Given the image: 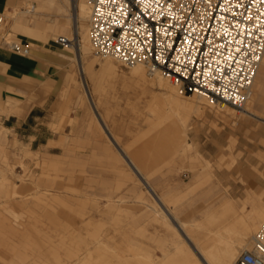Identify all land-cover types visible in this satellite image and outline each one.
Segmentation results:
<instances>
[{
	"label": "rangeland",
	"instance_id": "374dc122",
	"mask_svg": "<svg viewBox=\"0 0 264 264\" xmlns=\"http://www.w3.org/2000/svg\"><path fill=\"white\" fill-rule=\"evenodd\" d=\"M3 1L13 11L0 9V222L7 217L23 233L0 225V264L54 263L34 242V233L25 231L27 223L55 241L45 246L60 254L57 264H182L183 256L176 250L181 229L172 225V216L182 220L197 247L210 249L233 241L228 232L215 234L228 220L210 217L228 199L239 210L248 196H264V89L253 99L252 84L248 113L233 106L220 108L207 98L188 99L199 102L201 110L182 111L185 141L194 146L183 150L179 141L176 149L175 140L183 133L173 111L161 121L166 105L154 75L144 67V80L137 85L130 78L131 66L112 56L94 55L88 15L78 22L79 37L87 44L78 62L76 50L56 41L58 35L71 36L72 7L66 33L49 30L44 39L12 23L30 4L43 11L34 18L46 24L65 21L55 16V7L40 9L39 0ZM20 14L33 25V12ZM12 41L29 45V53L12 51L6 45ZM10 57L23 63L11 62ZM109 60L116 62L115 71L102 68ZM84 65L90 67L85 74L80 72ZM169 93L174 99L194 94L181 95L174 85ZM103 123L119 145L134 154L148 183L132 172ZM196 154L209 165L204 168ZM205 172L212 176L206 178ZM263 220L242 230L246 242H234L239 246L237 257L252 248V236ZM210 234L217 239L213 245ZM179 246L188 250L191 264H201L192 243Z\"/></svg>",
	"mask_w": 264,
	"mask_h": 264
},
{
	"label": "built area",
	"instance_id": "2783aa9c",
	"mask_svg": "<svg viewBox=\"0 0 264 264\" xmlns=\"http://www.w3.org/2000/svg\"><path fill=\"white\" fill-rule=\"evenodd\" d=\"M90 5L94 55L160 70L182 94L204 91L235 108L249 100L264 55V0H91ZM56 41L78 44L73 35H58ZM6 45L22 55L30 51L19 42ZM236 264H264V222Z\"/></svg>",
	"mask_w": 264,
	"mask_h": 264
},
{
	"label": "crops",
	"instance_id": "0c3cea01",
	"mask_svg": "<svg viewBox=\"0 0 264 264\" xmlns=\"http://www.w3.org/2000/svg\"><path fill=\"white\" fill-rule=\"evenodd\" d=\"M12 1L10 0V3ZM39 8H44L46 6H53L55 7V16H60L65 18V21H59V22H54L49 24H46L47 22L45 21V19L43 18H34V14H38V13H43V11L37 10V8L32 9L31 12H33V25L29 24V21L26 17H24L23 15L20 14L21 13H27V9L24 11H19V13H17V17L15 18V20L13 21L12 25L13 27H15L16 29L22 31L23 33H26L30 36L33 37H41L44 39H47V31L51 30V31H62L64 33H66L67 29H68V25L71 23L72 24V18L69 17V11H71V7L72 10L75 11V14L72 15L74 18V25L77 27V30L79 28V21H84L85 19L80 18L79 16V9H78V3L79 0H39ZM30 4V3H28ZM30 6H32L30 4ZM27 8V7H25ZM0 9H4L5 11H13L9 10L7 5L5 6V3L3 0H0ZM87 46L86 43L80 42L78 49L76 50V59L77 61H82V52L81 50L83 48H85ZM69 48V47H67ZM10 61L11 62H15L18 64H22L23 63V59L17 58V57H10ZM115 61L109 60L105 63L102 64V68L106 69V68H110L111 70L115 71ZM90 71V67L89 66H81L80 67V72L85 74L87 72ZM152 76V75H151ZM153 77V76H152ZM130 78L138 85L139 82L144 80V70L143 72H138V70H135L133 67H131L130 70ZM258 82H259V87L256 91V96L255 99L259 97V94H262V91L264 89V69H262V71L260 72V77L258 78ZM153 83L158 87V89L161 90V99L162 101L165 102V109H164V114H162L161 117V121H163L166 117H168L170 114L168 113L169 108L168 105L165 101V99L167 98L168 95H170L169 91L161 86L158 85V83L154 80L153 78ZM87 91V90H86ZM90 104L96 108V104L95 101H93L92 99H90ZM151 106L154 105V103L150 104ZM150 110L154 111V108H151ZM192 112V111H191ZM255 114L257 115L256 111H254ZM97 115L102 119L101 114L99 113V111H97ZM258 116V115H257ZM259 117V116H258ZM261 118V117H260ZM64 118L63 116H61L59 118V122L60 124H64L62 122ZM264 120V118H262ZM176 120H177V126L179 125V129L182 128V126L179 123L178 117L176 116ZM103 129L110 134V140H112V142L114 144H116L119 148L120 151V155L123 158V160L130 166V169L132 170V172L136 173L138 175V177L144 181L145 183H148L147 179V174L142 172V167L141 165H139L137 163V160L135 157H133L132 155H134L132 152H129L126 148L122 147L121 145H119V141L117 139V137L115 135L112 134L111 129H109V127L103 123ZM185 126V125H184ZM184 128V127H183ZM186 128V126H185ZM178 139V138H177ZM175 140V148L177 149V144L179 142L178 140ZM184 144V143H183ZM183 150H185V145L183 146ZM132 154V155H131ZM197 157L199 159H201L203 161V167L205 168L206 166L209 165V162L205 159H203L199 154H196ZM203 170V168H202ZM206 174V178H210L209 174L207 172H205ZM201 175V174H200ZM200 175H197V178L200 180L201 177ZM198 181V180H197ZM152 193L153 189L151 188ZM156 200L160 203V206L162 207V209L164 211H166V213H169V210L167 209V207L165 206V204L163 203V201L161 200V198L159 196L156 195ZM242 209H244V213H245V217L247 218L248 223L253 226L255 224H257L260 221V217L255 214V212H253V209L257 210L260 212L261 215H264V196L258 195L256 197H251L248 196L246 199H244L240 205V209H235V207L233 206V203L231 202V199L226 200L225 202L222 203L220 209L218 210V212L216 214H213L210 219H220L222 218L224 221H227L226 223H224L222 225V229L215 232V234H225V233H230L233 234V238H238V237H242V229H241V225H240V218L243 215V211ZM171 216V215H170ZM173 219V216H172ZM182 221V220H181ZM0 225L2 227H8L10 230V232H15V234H19V233H23L21 232V230H18L19 227H14L9 220L6 218H3L0 222ZM176 229H178V226L175 225V222L172 224ZM26 229V232L29 231V233H34V238H35V243L38 244V246L40 248H43V250H45V253L47 255L48 258H50L52 260V264H57L60 263L61 261V257L60 254L57 252V250H55V248H53V246H51L50 248H47L45 246V244H50L53 245L54 244V240L50 239V238H43L44 236H42L44 233L42 232V230H34L33 226H29V224H24L23 225ZM25 232V233H26ZM24 233V234H25ZM180 233H182V230H177V244H176V250L179 254H181L183 256V262L182 264H191L192 263V259L189 258V254H188V250L184 247L178 248L180 247V243H179V236ZM29 237V235H27ZM217 241V239H215L214 237L211 236V234L209 235L208 238V242L213 245L215 244V242ZM61 244H65L64 240L59 241ZM192 250L195 249L194 245L192 244ZM180 250V251H179ZM77 251L76 250L72 253V256H76L77 255ZM71 257V256H70ZM165 257V255H164ZM163 257V259H164ZM167 260V259H165Z\"/></svg>",
	"mask_w": 264,
	"mask_h": 264
},
{
	"label": "bare ground",
	"instance_id": "6f19581e",
	"mask_svg": "<svg viewBox=\"0 0 264 264\" xmlns=\"http://www.w3.org/2000/svg\"><path fill=\"white\" fill-rule=\"evenodd\" d=\"M89 3H90V0H79L78 9H79L80 18L86 19L87 15L89 16V12H90ZM71 30H72L71 36H67V35H64V36H66L67 38H71L72 35H75V34L78 35V44L77 45H63V46L77 50L80 42L85 43V38L79 37V35L81 33L79 34V31L77 30V27L75 25L73 26V28ZM88 37H89V35H88ZM56 40H57V38H56ZM112 57L110 56L109 58H112ZM113 58L120 62V60L118 58H116V57H113ZM261 63H260L261 67L259 66L260 69L258 68L257 73H256L254 80H253V92H254L253 99H255V96H256L255 93L259 87L258 78L260 77V72L262 71V69H264V55H263V58L261 60ZM130 66L133 67L135 70H138V72H143L144 67H146L142 63H135V64H132ZM146 71L149 75H152V76L154 75L153 78L158 83L159 86H161V87L164 86L165 89H167L169 91L171 86L173 87V85H174L179 94L186 95V94H182L179 91L178 84H175L174 81L167 74H164L160 70H155L154 72H148L147 68H146ZM193 93H194L193 97L188 96L187 99H181V98L174 99V95H171V94L168 95L167 98L165 99L169 110L174 112L173 113L174 116L178 117L179 123L182 126L180 131L183 133V135L181 134L182 136L180 135V137L178 135V139L180 142L184 143L186 149H192L194 145L192 143L185 141L186 128L184 125L186 123V117H185V115L182 114V111L191 112V111L198 110L197 113L201 111L200 109H198L199 102H191L188 99L194 98V100H197L199 98H207V100L210 103H213V104L218 103L220 108H225V107L233 108V107H231L228 104H225L223 102H216L214 99H212L209 96V94L205 93L204 91H195ZM190 96H192V95H190ZM251 99H252V92H251V96H250L248 102H250ZM246 103L244 104L241 111H245L248 113L249 111L245 107ZM65 120L66 119H63L62 122L63 123L66 122ZM211 176H212V174H209V177H211ZM242 211H243V215L240 218L241 229L242 230H248L252 227H255L257 224L251 226L248 223L247 218L245 217L244 209H242ZM253 212H255V214H257L260 218L264 217V215H261L260 212L255 210V209H253ZM173 220H174L175 224L182 230V233H180V236L182 237V239L179 238V243H182L183 241H185V242L188 241L194 245L193 239L191 238L189 233L187 231H185L187 229H183L184 223L178 218L173 217ZM263 222H264V220L262 222H260L259 227L261 226V224ZM235 241L243 242L245 240L242 237H238V238H235L233 241L228 240V241L220 242L219 244L213 245L210 249H202L201 247H197L194 245L196 252L194 250H193V252L196 254V256L200 260L201 264H236L235 260L237 258L239 246L234 243Z\"/></svg>",
	"mask_w": 264,
	"mask_h": 264
}]
</instances>
